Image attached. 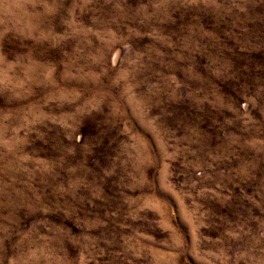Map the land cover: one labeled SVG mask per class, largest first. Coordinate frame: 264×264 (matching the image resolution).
Here are the masks:
<instances>
[{
    "label": "rangeland",
    "instance_id": "rangeland-1",
    "mask_svg": "<svg viewBox=\"0 0 264 264\" xmlns=\"http://www.w3.org/2000/svg\"><path fill=\"white\" fill-rule=\"evenodd\" d=\"M0 264H264V0H0Z\"/></svg>",
    "mask_w": 264,
    "mask_h": 264
}]
</instances>
